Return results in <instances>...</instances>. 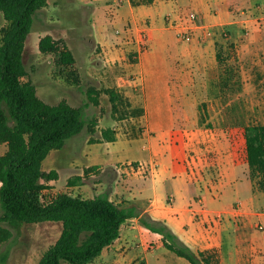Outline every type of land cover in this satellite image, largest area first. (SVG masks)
Instances as JSON below:
<instances>
[{
	"label": "crops",
	"instance_id": "obj_1",
	"mask_svg": "<svg viewBox=\"0 0 264 264\" xmlns=\"http://www.w3.org/2000/svg\"><path fill=\"white\" fill-rule=\"evenodd\" d=\"M213 1L215 7L211 9L210 2ZM89 2L97 5L100 22L110 17L115 27L121 26L123 29L121 40L112 45L106 38L107 25L98 23L93 39L105 54H109L105 65L110 68L123 69L125 66L129 70L131 65L127 63L126 56L133 55L138 72L132 75L131 81L117 79V86L129 85L141 94L143 113L140 124L142 136L146 138L142 147L145 158L136 161L145 167L141 172H136L140 176L135 180L128 179V186L135 192L138 216L128 219L120 227L118 238L89 264H190L184 258L169 254L171 251L161 243V235L159 240L150 242V248L145 246L142 235L151 231L139 225L141 218L163 223L179 242L194 252H210L218 264H264V230L257 229V224L264 226V211L259 212L264 210V205L256 209V204H264V193L257 191L249 178L243 128L239 138L234 143L230 142L225 152L215 138H203V131L175 123V116L182 113L185 100L206 98L207 84L214 83L219 77V66L215 59L218 35L207 37L199 43L196 38L190 42L180 41L175 38V30L165 23V16L172 13L177 17V22H180L179 18L186 21L184 17L194 7L215 30L228 26L229 38L235 44L236 51L240 54V47L244 48L246 57L255 50L264 52V27L258 26L255 19L243 20L250 25L249 34L242 39L243 43L239 42L236 32L241 27V21L231 19L226 0H154L150 5L141 6H133L129 0ZM100 3L103 6L99 8ZM187 8L189 11H183ZM143 30L146 37L144 42ZM148 32H153L154 36L158 32H167L161 40L165 55L162 72L156 69L150 57L146 61L152 63V69L147 71L142 65V59L150 47ZM209 55H213L212 58ZM257 64L255 62L254 65ZM259 66L262 68L261 63ZM148 78L153 83L151 87L147 86L148 94L151 89L152 97L158 98L161 94L166 102L165 114L158 107V116L152 118L145 99V80ZM210 92L213 93V90ZM203 148L207 151L210 149L215 154L213 158L199 156ZM201 164L208 165V169L198 170ZM113 184L115 186L119 182ZM115 189L112 187L110 193H116ZM109 198L113 200L111 195ZM118 200L126 203L124 197ZM134 238L135 248L128 246ZM158 246L163 247L159 256L155 249ZM137 249L143 251L142 257L136 255ZM149 254L155 259L153 263L148 259Z\"/></svg>",
	"mask_w": 264,
	"mask_h": 264
},
{
	"label": "rangeland",
	"instance_id": "obj_2",
	"mask_svg": "<svg viewBox=\"0 0 264 264\" xmlns=\"http://www.w3.org/2000/svg\"><path fill=\"white\" fill-rule=\"evenodd\" d=\"M89 1L48 0L49 6L36 14L25 43L23 61L36 86L38 97L49 104L66 100L71 106L82 108L87 122L81 133L69 138L60 150L51 151L43 161V170L45 172L55 170L57 178L45 183L42 196L45 200H51L60 193L80 195L87 199L111 195L114 202L124 197L126 203L136 207L135 192L128 186V179L133 180L140 176L136 174L139 164L145 167L143 163L136 162L142 161L146 154L142 150L146 138L142 136L140 124L143 113L142 99L139 97L141 94L129 85L117 86V79L131 81L132 75L138 72L137 65L134 63L133 55L126 56L127 63L131 65L129 70L125 66L121 69L105 65L110 56L94 41L95 27L99 25L98 23L107 25L106 38L112 45L121 40L123 29L121 26L115 27L110 17L105 18V22H100L101 19L96 13L97 5ZM226 1L231 19L241 21V27L236 32L239 42L249 34L250 25L243 20L255 19L258 26L264 27V0ZM98 6L100 8L103 4L100 3ZM209 7L214 9V1L210 2ZM190 9L210 27L212 38L215 34L218 35L215 59L219 66V77L214 83L207 84L206 98L185 100L182 113L175 116V123L188 129L203 131V138H215L227 152L226 148L230 142L234 143L239 138L241 128L246 124H264V52L255 50L246 57L244 48L239 45L241 50L239 54L229 38L228 26L224 25L215 30L204 21L203 16L196 12L194 7ZM183 11H189V8ZM172 16L177 19L174 14ZM187 16L184 17L186 21L178 19L181 27L188 22ZM161 20L163 21V16ZM4 26L5 22L0 13V29ZM245 30H248L247 35ZM158 33L156 36L153 32L147 34L151 38L150 47L147 50L148 55L142 59V65L147 71L152 69V63L156 64L159 72L163 71L162 61L165 55L162 53L161 40L163 36L166 37L167 32ZM47 34L55 39H63L67 43L74 57L72 66L59 69L54 66L52 57L39 53L38 40ZM143 34L145 36V33ZM199 34L196 32L197 36ZM197 41L199 43V40ZM230 44L233 45L235 55L230 53ZM212 56L209 55V58ZM146 58L153 62L148 63ZM255 62L258 64L254 65ZM260 63L262 68L259 66ZM145 83V99L150 118L158 116L156 113L158 107L165 114V99L161 94L158 98L152 97L151 89L148 94L147 86L151 87L153 83L149 78ZM91 86L99 92V102L96 106L88 103L86 96V90ZM209 90H213V93L209 94ZM88 126L94 128L93 134L89 132ZM107 130L114 133L116 142L107 141L103 135ZM4 152L5 146L0 145V155ZM213 155L215 154L210 149L207 151L203 148L199 151V156L204 158H213ZM129 161L131 162L127 164ZM179 161L182 163L181 159ZM208 167L201 164L197 168L207 170ZM113 182L119 184L114 186ZM112 187L116 188L114 194L110 193ZM261 205L264 204H256V209H261ZM262 211L264 210L259 212ZM0 225L12 233L6 242L0 244V264H37L42 254L56 241L61 232L59 222L21 224L17 227L0 222ZM139 225L143 226L141 220ZM142 236L145 246L149 248L150 242L154 243L160 239V234L155 232L143 233ZM135 241V238L129 241L128 246L135 248ZM155 249L158 256L163 252L162 246ZM169 254L177 258L173 253ZM136 255L142 257L144 254L141 249H137ZM148 259L151 263L155 260L150 254Z\"/></svg>",
	"mask_w": 264,
	"mask_h": 264
},
{
	"label": "trees",
	"instance_id": "obj_3",
	"mask_svg": "<svg viewBox=\"0 0 264 264\" xmlns=\"http://www.w3.org/2000/svg\"><path fill=\"white\" fill-rule=\"evenodd\" d=\"M153 1L129 0L133 6L150 5ZM47 3L48 0H0L5 22L0 29V145L5 146L0 155V222L12 227L59 222L58 238L37 264H89L118 238L120 227L138 213L134 205L114 202L107 196L87 199L60 193L51 200L43 199L44 182L57 178L55 170H43V161L87 125L82 108L73 107L66 100L49 104L40 99L25 68L26 40L36 14ZM229 48L235 55L232 44ZM38 51L52 57L59 69L74 64L73 53L63 39L45 35L38 41ZM98 95L94 87L87 88L88 103L98 105ZM88 130L94 133L93 127L88 126ZM103 135L109 142L115 140L109 130ZM243 137L249 178L256 190L264 193V124H246ZM140 220L145 228L161 235L167 250L190 264H218L210 252H194L179 242L163 223ZM11 234L0 225V244Z\"/></svg>",
	"mask_w": 264,
	"mask_h": 264
},
{
	"label": "built area",
	"instance_id": "obj_4",
	"mask_svg": "<svg viewBox=\"0 0 264 264\" xmlns=\"http://www.w3.org/2000/svg\"><path fill=\"white\" fill-rule=\"evenodd\" d=\"M165 21L168 27L175 30L177 39L184 41V42H190L194 38H196L199 41L205 40L206 37H209L212 35L211 29L209 26H206L202 19L199 17V15L191 12L187 16V21L184 25L181 27V23L177 22L175 18L172 16V14H168L165 16ZM200 30V31H197ZM246 35L248 34V30H245ZM118 32V31H117ZM196 32H199L200 34L197 36ZM144 33V30H143ZM144 37V36H143ZM144 42V38L142 39ZM140 167L138 171H142L144 169L142 164H139ZM257 229L260 231L264 230V226L261 224H257Z\"/></svg>",
	"mask_w": 264,
	"mask_h": 264
}]
</instances>
